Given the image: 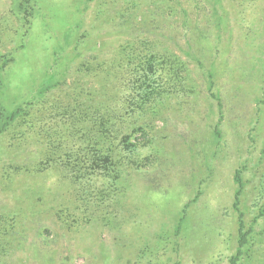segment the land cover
<instances>
[{
	"label": "rangeland",
	"instance_id": "rangeland-1",
	"mask_svg": "<svg viewBox=\"0 0 264 264\" xmlns=\"http://www.w3.org/2000/svg\"><path fill=\"white\" fill-rule=\"evenodd\" d=\"M25 1L0 0V264H264V0Z\"/></svg>",
	"mask_w": 264,
	"mask_h": 264
},
{
	"label": "trees",
	"instance_id": "trees-1",
	"mask_svg": "<svg viewBox=\"0 0 264 264\" xmlns=\"http://www.w3.org/2000/svg\"><path fill=\"white\" fill-rule=\"evenodd\" d=\"M22 2L24 1V3H26L27 1L25 0H21ZM17 110L13 111L10 114L11 118H15V116L17 115ZM110 154H112V151L110 149L109 146H104V147H100L97 151L94 152V155H92L91 158V164H93V166L96 168L94 170H105L107 169L106 164L110 163L109 157ZM235 181L238 183V185H240V176H239V171L236 170L235 175H234ZM239 194V192L237 191L235 194V198L237 197V195ZM237 204L234 203V206H236ZM238 234H239V238H238V246L241 247L243 246V244L245 243L246 240V233L243 231V223L241 222V220L239 221V227H238ZM238 255H240V249H238L237 254L233 255L230 257V264H237V257Z\"/></svg>",
	"mask_w": 264,
	"mask_h": 264
}]
</instances>
